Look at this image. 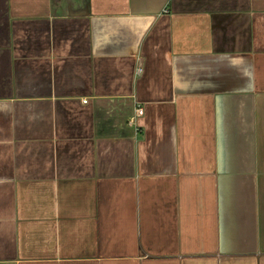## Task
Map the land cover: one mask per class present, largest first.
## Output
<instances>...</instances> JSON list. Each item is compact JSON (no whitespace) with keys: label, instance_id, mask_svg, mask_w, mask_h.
<instances>
[{"label":"crops","instance_id":"crops-1","mask_svg":"<svg viewBox=\"0 0 264 264\" xmlns=\"http://www.w3.org/2000/svg\"><path fill=\"white\" fill-rule=\"evenodd\" d=\"M0 264H264V0H0Z\"/></svg>","mask_w":264,"mask_h":264},{"label":"built area","instance_id":"built-area-1","mask_svg":"<svg viewBox=\"0 0 264 264\" xmlns=\"http://www.w3.org/2000/svg\"><path fill=\"white\" fill-rule=\"evenodd\" d=\"M83 102H86L85 100ZM143 115V108L141 106H136L135 110H134V114H133V117L131 118V121L130 123H133L136 121V119L139 117V116H142Z\"/></svg>","mask_w":264,"mask_h":264}]
</instances>
